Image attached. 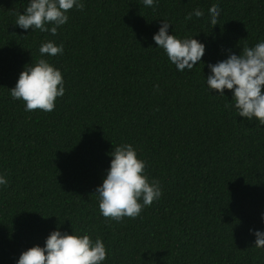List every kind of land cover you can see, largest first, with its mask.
Here are the masks:
<instances>
[{
  "label": "trees",
  "instance_id": "16d2710c",
  "mask_svg": "<svg viewBox=\"0 0 264 264\" xmlns=\"http://www.w3.org/2000/svg\"><path fill=\"white\" fill-rule=\"evenodd\" d=\"M82 2L52 35L15 24L28 0H0V264L56 228L99 237L103 264H264L249 231L264 230V125L236 115L231 90L204 83L225 49L264 40V0ZM194 8L204 15L187 19ZM162 19L204 45L203 63L175 69L152 40ZM49 40L63 46L43 58L60 69L64 94L50 112L25 111L9 89ZM122 143L161 196L116 221L100 214L95 189Z\"/></svg>",
  "mask_w": 264,
  "mask_h": 264
},
{
  "label": "clouds",
  "instance_id": "9594fccd",
  "mask_svg": "<svg viewBox=\"0 0 264 264\" xmlns=\"http://www.w3.org/2000/svg\"><path fill=\"white\" fill-rule=\"evenodd\" d=\"M145 7H154L159 0H141ZM75 7L82 10V0H28L23 13L17 15L15 24L22 29L39 30L55 35L57 28L68 21V11ZM208 23L217 24L220 14L218 4L208 8ZM204 15L199 8L187 14L197 18ZM170 22L162 19L152 40L161 48L168 61L177 71L192 70L203 63L204 45L190 37H177L169 33ZM41 58L28 64L18 74L10 95L15 100L24 101L25 111L35 109L50 112L55 107L57 97L65 91L64 80L59 68L43 58L63 53V46L53 41H45L38 48ZM227 55L215 63H208L209 74L204 77L207 90H216L225 96L224 90H231V107L236 115L248 121L264 125V40L253 46L245 45L239 54L225 49ZM228 105H226L227 107ZM106 173L95 193L98 196L100 214L120 221L122 217L136 218L142 207L150 205L161 196L159 181H149L145 174V161L137 157L136 149L129 143L116 145L111 152ZM6 177L0 174V185L6 186ZM264 223V210L260 213ZM255 236L254 245L264 248V230L249 229ZM106 249L99 237L91 239L88 234L53 229L45 237L43 246L33 245L20 252L15 264H103Z\"/></svg>",
  "mask_w": 264,
  "mask_h": 264
}]
</instances>
